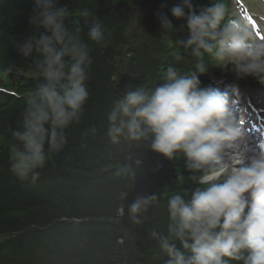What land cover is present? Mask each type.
Wrapping results in <instances>:
<instances>
[{"label":"clouds","instance_id":"clouds-1","mask_svg":"<svg viewBox=\"0 0 264 264\" xmlns=\"http://www.w3.org/2000/svg\"><path fill=\"white\" fill-rule=\"evenodd\" d=\"M166 8L161 5L157 19L162 34L172 36L177 29ZM170 11L186 21L187 30L185 39L174 41L175 60L191 63V69L169 64L156 84L126 85L111 102L106 135L113 144L147 146L170 162L183 161L195 186L169 195L164 230L153 226L148 231L164 264H264V135L253 142L234 100L218 86L223 79L214 81L216 87H202L200 80L217 67L264 87V38L250 18L233 17L225 0L199 8L193 0H180ZM72 15L55 0H34L32 35L16 45L38 73L26 98L22 128L12 131L10 171L21 182L39 180L90 99L92 49L82 38L81 20L87 23L93 14L81 7L69 21ZM87 38L106 47L102 23L93 20ZM16 68L11 63L0 71ZM232 91L238 94V86ZM89 131L95 134L96 129ZM134 163L140 168L143 159ZM125 170L135 175L131 165ZM160 207L161 195L151 192L122 206L119 214L127 211L131 223L140 225L149 209Z\"/></svg>","mask_w":264,"mask_h":264},{"label":"trees","instance_id":"trees-1","mask_svg":"<svg viewBox=\"0 0 264 264\" xmlns=\"http://www.w3.org/2000/svg\"><path fill=\"white\" fill-rule=\"evenodd\" d=\"M55 2L72 11L69 21L81 7L93 14L87 23L81 20L82 38L92 49L90 99L80 123L66 130L67 143L51 155L33 184L13 175L9 152L15 143L12 131L22 128L26 98L38 77L16 48L32 35L34 0H0V68L17 65L12 73L0 71V264H164L148 231L153 226L164 230L169 195L195 186L183 161L170 162L147 146L113 144L106 135L107 113L126 85L156 84L169 64L191 69V63L175 60L174 41L187 37L186 21L176 20L170 11L180 0ZM234 2L225 0L230 13ZM165 3L177 29L172 36L162 34L157 19ZM210 3L193 0L197 8ZM93 20L103 25L106 47L88 41ZM228 74L210 67L209 75L200 77L201 85L213 87V81L231 77L243 91L255 90L254 83ZM93 127L95 134L89 131ZM138 157L143 159L140 168L134 163ZM129 165L135 175L125 170ZM151 192L161 195V207L149 209L142 224L133 225L127 211L119 214L122 206L126 209L137 196Z\"/></svg>","mask_w":264,"mask_h":264},{"label":"rangeland","instance_id":"rangeland-1","mask_svg":"<svg viewBox=\"0 0 264 264\" xmlns=\"http://www.w3.org/2000/svg\"><path fill=\"white\" fill-rule=\"evenodd\" d=\"M237 1L239 5H236V7H234V10L232 11V15L234 17L242 16V17L250 18V24L253 26V30L258 34L260 38L264 37V0H237ZM245 5H248V8H245ZM228 75L231 74L229 73ZM228 81H230L229 78L227 82ZM246 81L244 82L246 83L249 82V84L254 83L255 86H260L254 80L248 79ZM225 84L228 85L227 83ZM224 86L225 85H223V87ZM219 87L220 89H222L221 85ZM260 88L262 89L251 90L250 92H248L249 96H247V93L244 92L247 97L243 96V98H244V105H248L249 103L247 100H249L251 102L250 105L257 106V108L262 111V113L259 112V115L264 121V112H263L264 87L260 86Z\"/></svg>","mask_w":264,"mask_h":264},{"label":"snow or ice","instance_id":"snow-or-ice-1","mask_svg":"<svg viewBox=\"0 0 264 264\" xmlns=\"http://www.w3.org/2000/svg\"><path fill=\"white\" fill-rule=\"evenodd\" d=\"M262 38H264V37H262Z\"/></svg>","mask_w":264,"mask_h":264}]
</instances>
